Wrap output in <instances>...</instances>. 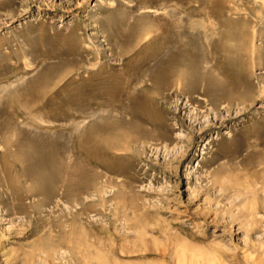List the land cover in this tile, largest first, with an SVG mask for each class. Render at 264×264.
<instances>
[{
	"label": "rangeland",
	"instance_id": "374dc122",
	"mask_svg": "<svg viewBox=\"0 0 264 264\" xmlns=\"http://www.w3.org/2000/svg\"><path fill=\"white\" fill-rule=\"evenodd\" d=\"M0 264H264V0H0Z\"/></svg>",
	"mask_w": 264,
	"mask_h": 264
},
{
	"label": "bare ground",
	"instance_id": "6f19581e",
	"mask_svg": "<svg viewBox=\"0 0 264 264\" xmlns=\"http://www.w3.org/2000/svg\"><path fill=\"white\" fill-rule=\"evenodd\" d=\"M180 73V72H179ZM169 75V74H168ZM176 75V74H175ZM173 76V75H172ZM177 77H178V80H180V78L182 77V76H180V74L179 75H177ZM185 77V76H184ZM161 78H163V77H160L159 79H161ZM154 80V83L152 84L153 86H154V89L156 90V89H158V88H160L161 86H162V84H161V82L159 81V80H157V79H153ZM156 80V81H155ZM184 80V79H183ZM166 82V81H165ZM164 82V83H165ZM205 83V82H204ZM209 84V86H210V90H211V92L214 94V96H212V101L216 104H211V105H213V106H217L218 104H224L225 102H227V104L229 105V104H232V103H234V101H239V99H240V97H239V99L237 98V97H235L234 98V96L231 94V93H229L225 88H226V86L224 85V83H222L221 81H218V79H217V81H215L214 83H208ZM133 85V84H132ZM151 85V86H152ZM190 85V84H189ZM152 86V87H153ZM180 86H181V84H180ZM206 86V85H205ZM205 86H204V88H205ZM180 88V87H179ZM233 88H235V86L233 87ZM182 90V89H181ZM183 91V90H182ZM203 92V91H202ZM210 92V91H209ZM203 94H205V93H203ZM202 94V95H203ZM238 94H240V93H238ZM245 95V94H244ZM240 96V95H239ZM246 96V95H245ZM203 97H205L204 95H203ZM213 97L215 98V99H213ZM202 98V97H201ZM200 98V99H201ZM240 102V101H239ZM230 108V107H229ZM19 160V159H18ZM53 175H54V172L52 173ZM55 176V175H54ZM56 177V176H55ZM53 179H54V177H52ZM57 178V177H56ZM57 179H59V178H57ZM55 180V179H54ZM82 180V179H81ZM66 181V180H65ZM55 182H56V180H55ZM59 182H62V181H59ZM65 183V182H64ZM59 186V185H58ZM63 187V189H65V190H67V188H68V185L67 184H63L62 186H61V188ZM59 191V190H58ZM69 192V191H68ZM56 228V227H55Z\"/></svg>",
	"mask_w": 264,
	"mask_h": 264
}]
</instances>
